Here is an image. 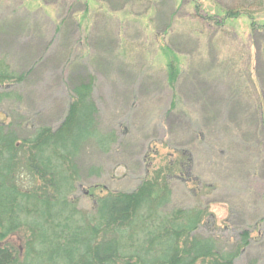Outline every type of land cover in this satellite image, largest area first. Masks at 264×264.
I'll list each match as a JSON object with an SVG mask.
<instances>
[{
	"label": "trees",
	"instance_id": "trees-1",
	"mask_svg": "<svg viewBox=\"0 0 264 264\" xmlns=\"http://www.w3.org/2000/svg\"><path fill=\"white\" fill-rule=\"evenodd\" d=\"M31 1L0 0V14H3L0 16V100L22 96L11 89L12 85L43 71L49 54L53 53L48 46L58 40L61 30L62 39L58 41L65 46L60 45L58 49V66L69 72V78L64 77L62 85L70 91L71 101L65 119L56 127L33 122L34 114L32 117L24 115L22 119L8 115L10 121L0 120V264H236L252 247L255 239L251 232L256 225L264 223V216L260 212L255 217L254 227L246 225V221L238 223L235 228L238 237L228 247L223 232L228 228L215 220H203L210 215L208 208L171 207L175 193L171 180L178 173L185 178L180 181L190 182L194 150H177L179 160L155 168L132 190L114 191L91 183L90 177L101 176L103 169L93 161L84 164L85 159H90L91 152H112L119 135L114 130L101 129L100 108L93 94L96 77L88 71L93 65L97 72L109 71L110 74L113 63L126 65L118 60L122 55L121 34L110 15L131 7L136 0H88L97 8L91 14L93 25L86 32L82 31V38L76 39L74 46L70 45L73 39L63 33V29L66 23L70 24L69 19L85 10L83 2L76 0L78 7L69 6L75 8L73 14L60 17L54 40L46 45L48 35L35 13L28 10ZM44 1L55 5L68 2ZM186 3H192L194 8V14L187 18L200 19L208 29L207 32L189 31L186 39L182 38L189 47H195L188 53L193 57L191 66L181 70L175 60L168 63L166 81L173 91L174 111L181 119L188 117L189 128H193L201 142L222 146L219 153L223 155V147H227L231 156L241 148L238 157L243 160L251 156L249 144L254 140V145L257 143L252 132H238L232 138L231 127L223 123L224 118L217 112L220 109L214 106H222L223 100L215 95L200 96L196 88L214 81L213 85L221 83L219 86L229 88L230 96L240 94L239 79L231 74L233 71L229 73L224 68L229 64L228 69H234L239 60L235 63L226 55L221 59L222 47L217 48L215 41L219 32H226L229 23L244 16L250 19V46L258 53L251 60L254 59L257 66V76L264 75L261 73L264 69V16H261L264 0H181L178 4L173 0H157L151 9L158 30L162 29L161 34L171 33L177 15L179 19L185 18L182 11ZM75 22L78 27V17ZM196 33L201 37L195 40L192 36ZM174 41L179 44L171 35V42L166 44L170 52L174 51L171 45ZM200 48L207 54H201ZM248 52L251 51L245 50L241 55ZM196 56L201 58L195 60ZM81 71L87 73V77H80ZM180 76L185 79L182 81L185 85L192 86L195 102L204 103L203 115L199 116L194 107L188 110L183 105L178 91ZM144 77L146 81L143 75L140 79L147 83L152 79L147 74ZM140 88V92L143 91V82ZM259 94L263 100L264 96ZM221 125L225 134L221 131L212 136L215 129L222 130ZM260 126L258 129L264 130V118ZM227 136L228 144L222 141ZM179 143L182 145V140ZM224 162H220L222 170ZM227 162L232 164L233 158ZM229 172L232 171L229 169ZM88 181V189L81 194V188ZM83 195L91 201V208L83 206ZM203 229L210 234L202 233ZM243 264L264 262L256 255L249 256Z\"/></svg>",
	"mask_w": 264,
	"mask_h": 264
},
{
	"label": "rangeland",
	"instance_id": "rangeland-1",
	"mask_svg": "<svg viewBox=\"0 0 264 264\" xmlns=\"http://www.w3.org/2000/svg\"><path fill=\"white\" fill-rule=\"evenodd\" d=\"M15 1L20 2L21 0ZM79 1L86 6L85 10L69 19L70 24L66 23L63 29V33H67L71 36L70 39H73L71 46L76 45V39H81L83 32L93 25L94 18L91 14L97 10L96 6L89 4L88 0ZM155 1L157 0H136L131 7L110 15L121 34L119 40L122 55H119L118 60L126 65L113 63V70L110 74L107 73L109 71L99 73L92 65L88 72L90 74L91 71V74L94 73L96 77L93 94L100 108L101 129L116 131L119 141L115 144L113 151L108 154L99 151L91 152L90 159L86 158L84 164L88 165L93 161L94 164L101 165L103 169L101 176L90 177L91 183L105 185L114 191L132 190L155 168L167 162L179 160L181 156L177 150L184 151L189 148L194 150V168L190 182L180 181L185 178L184 175L180 177L178 173L175 179L171 180L175 190L171 207L177 209L182 207L208 208L210 215L203 220L205 222L215 220L218 225L228 228L223 232L229 247L238 237L239 232L235 229L238 223L246 221V225L249 224L248 226L251 227L252 224L254 227L255 217L260 212L261 216H264V130L258 129L264 118V98L262 100L259 94L264 96V75L260 78L257 76V66L255 67L254 59L251 60L252 57L258 56V53L254 47L250 46L252 42L250 19L244 16L234 23H229L225 28L226 32H219L215 41L217 48L222 47L219 51L221 59L226 55L233 58L235 63L239 60L234 69H228L231 66L229 64L224 68H227L229 73L233 71L231 74L239 79L240 94L230 96L229 88L219 86L221 83L213 85L214 81L210 85L196 88L200 96L207 98V95L209 97L215 95L223 100L222 106H214L220 109L217 112L219 111L221 117L224 118L223 123L231 127L232 138L238 132H252L257 143L254 145V140L249 144L252 157L246 156L242 160L238 157L241 148L238 152L233 151L231 156L227 147H223L225 152L223 155L219 153L222 146L211 145V142H201L199 136H195L193 128H189L188 117L181 119L177 111H174L173 91L168 80L166 81L168 63L175 60L179 69L187 68L191 63L190 58H193L188 53H191L195 47L194 45L189 47L182 38L186 39L185 34L195 29L197 32H207L208 26L198 18H193L194 21L187 18L194 14V8L192 3H186L182 11V16L185 18L179 19L177 15L171 33L163 35L161 34L162 29L158 30L159 27L154 21L155 14L151 9ZM173 1L175 4L181 2V0ZM44 2L46 3L44 0H33L30 2L31 6L27 8L30 13H35L38 17L41 27L48 35L46 40V45H48L47 43L54 40L55 29L57 25L60 26V19L73 14L75 8L70 9L69 6L78 7V2L68 0L69 3H58L57 5ZM261 14L264 16V11ZM77 17L78 27L75 22ZM59 34L58 40L62 39L61 30ZM171 35H174V40L175 38L179 40V44L175 41L171 44L175 52H170L166 48V44L171 42ZM192 37L196 40L201 36L196 33ZM58 40L55 39L48 46V50L53 53L48 52L51 56L46 60L43 71L39 74H32L23 83L10 87L22 96L0 100V120L10 121L8 115L15 119H22L24 115L32 117L34 114L33 122L56 127L65 119L67 105L71 98L70 91L62 85V80L64 77L69 78V72L65 71L61 65L58 66L60 60L58 49L60 45L65 46ZM201 41L203 42L204 39ZM29 43L32 44L31 41ZM66 44L68 45V40ZM200 50L201 54H207L206 51L203 52L204 48ZM245 50L251 51L248 52L251 55H247L248 53L241 55ZM198 52L197 50L195 55ZM197 58L201 57L196 56L195 60ZM261 73L264 74V69ZM144 74L152 78L149 83L145 82ZM78 75L82 77L88 74L81 71ZM141 75L145 81L140 79ZM227 76L230 75L227 74ZM182 81L185 79L180 76L178 91L183 105L187 106L188 110L194 107L199 112V116L203 115L201 111L205 107L204 103L202 101L196 103L192 86L185 85ZM142 82L143 91L140 92ZM233 99L239 102L233 103ZM224 129L223 127L222 130L215 129L212 136L221 131L224 135ZM180 140H182V145L179 143ZM226 140L228 136L222 139L228 144ZM230 157L233 158L232 164L227 162L228 159L230 162ZM221 160L225 161L223 170ZM240 160L242 163H238ZM246 164L247 167L244 168ZM229 169L232 172L228 173ZM89 182L81 188V194L86 192ZM85 196L82 199L84 200L83 206L91 208L92 203ZM201 232L210 234L207 229ZM251 236L255 239L252 247L241 255L236 264L246 263L249 256L256 255L262 257L264 262V223L259 227L256 225Z\"/></svg>",
	"mask_w": 264,
	"mask_h": 264
}]
</instances>
